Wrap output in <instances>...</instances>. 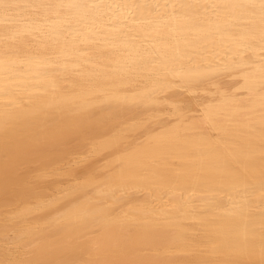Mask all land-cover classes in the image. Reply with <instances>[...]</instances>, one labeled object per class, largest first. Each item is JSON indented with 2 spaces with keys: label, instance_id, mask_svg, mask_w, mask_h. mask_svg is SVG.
Returning <instances> with one entry per match:
<instances>
[{
  "label": "bare ground",
  "instance_id": "obj_1",
  "mask_svg": "<svg viewBox=\"0 0 264 264\" xmlns=\"http://www.w3.org/2000/svg\"><path fill=\"white\" fill-rule=\"evenodd\" d=\"M0 264H264V0H0Z\"/></svg>",
  "mask_w": 264,
  "mask_h": 264
}]
</instances>
